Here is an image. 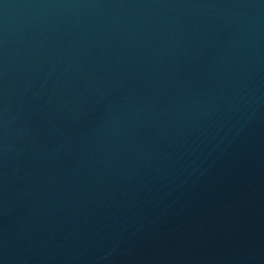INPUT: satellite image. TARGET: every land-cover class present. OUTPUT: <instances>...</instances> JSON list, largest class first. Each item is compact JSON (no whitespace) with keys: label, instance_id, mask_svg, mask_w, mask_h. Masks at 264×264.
Here are the masks:
<instances>
[{"label":"water","instance_id":"water-1","mask_svg":"<svg viewBox=\"0 0 264 264\" xmlns=\"http://www.w3.org/2000/svg\"><path fill=\"white\" fill-rule=\"evenodd\" d=\"M0 264H264V0H0Z\"/></svg>","mask_w":264,"mask_h":264}]
</instances>
